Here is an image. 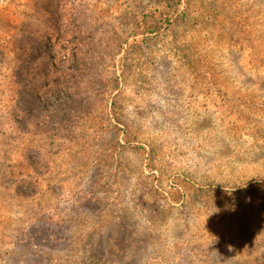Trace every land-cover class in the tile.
I'll list each match as a JSON object with an SVG mask.
<instances>
[{"label":"rangeland","instance_id":"obj_1","mask_svg":"<svg viewBox=\"0 0 264 264\" xmlns=\"http://www.w3.org/2000/svg\"><path fill=\"white\" fill-rule=\"evenodd\" d=\"M0 264H264V0H0Z\"/></svg>","mask_w":264,"mask_h":264}]
</instances>
